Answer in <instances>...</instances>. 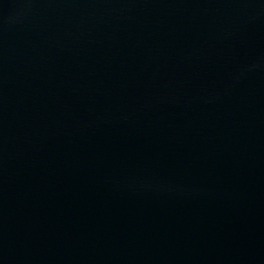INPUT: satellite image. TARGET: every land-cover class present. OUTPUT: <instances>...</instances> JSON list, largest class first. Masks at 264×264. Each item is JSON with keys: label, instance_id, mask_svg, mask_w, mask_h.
<instances>
[{"label": "water", "instance_id": "1", "mask_svg": "<svg viewBox=\"0 0 264 264\" xmlns=\"http://www.w3.org/2000/svg\"><path fill=\"white\" fill-rule=\"evenodd\" d=\"M0 264H264V0H0Z\"/></svg>", "mask_w": 264, "mask_h": 264}]
</instances>
